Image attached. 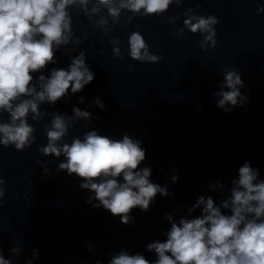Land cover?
<instances>
[{"label": "clouds", "instance_id": "clouds-1", "mask_svg": "<svg viewBox=\"0 0 264 264\" xmlns=\"http://www.w3.org/2000/svg\"><path fill=\"white\" fill-rule=\"evenodd\" d=\"M90 2L0 0V145L4 148L12 146L20 152L31 148L36 140V129L29 123V117L39 123L44 115H48L41 112V104L54 106L68 97L69 91L78 93L94 80L95 74L86 63L84 51L71 58L67 68L53 67L48 75L43 74L48 65L57 63L56 52L62 46L80 43L79 38L73 41L70 9H80L91 23L92 14H98L103 6L116 24L122 10L133 13L130 22L138 15H162L170 5H180L183 0H95L89 12ZM190 13H193L191 8L184 13L187 18L175 34L182 37L185 30L200 33L204 38L199 41V47L204 51L214 49L218 19L212 15ZM260 13H264V6L257 8V14ZM171 22L174 23V19ZM96 23L105 32L109 31L104 27L108 24L107 19L101 18ZM109 43L114 45V58L122 60L120 41L113 37ZM127 43L128 55L134 61L155 64L163 59L149 50L140 31L132 32ZM133 70L130 66L129 71ZM220 87L221 91L214 95L219 98L217 107L226 113L249 99L241 93L244 81L235 68L223 72ZM78 102L83 103L84 98L80 97ZM94 104L101 110L105 108L98 96L94 97ZM73 113V116L51 113L50 124L44 126L47 144L38 151L45 157H64L56 171L75 175L82 181L79 187L92 193L87 197V203L119 216L121 223L127 225L133 209L147 212L158 194L170 195L167 184L161 186L151 181L150 167H140L146 159V150L140 140L129 134L115 139L90 130L82 138L65 141L72 122L80 119L87 122L92 118L89 111L79 107H74ZM43 172L48 174L49 169L44 168ZM171 179L176 182L178 176L173 175ZM5 183L0 177V202L5 197ZM231 184L230 194L219 205L212 196L202 195L187 209L189 214L199 209V216H181L177 221L171 214H166L170 223L166 240L146 245V251L155 254L154 261L143 254L121 250L111 255L108 264H264V179L259 178V169L245 162L238 169V178ZM210 187L225 189L219 181L211 183ZM223 210H229L231 214H225ZM10 251L13 256L6 259L0 249V264H13L18 260L21 249L13 247ZM89 251H92L91 245ZM32 255L33 259L38 258V250L34 249ZM26 264H32V259ZM96 264L101 262L98 260Z\"/></svg>", "mask_w": 264, "mask_h": 264}]
</instances>
